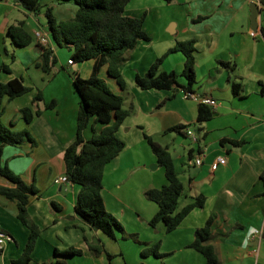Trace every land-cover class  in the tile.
Returning <instances> with one entry per match:
<instances>
[{"label": "crops", "instance_id": "0c3cea01", "mask_svg": "<svg viewBox=\"0 0 264 264\" xmlns=\"http://www.w3.org/2000/svg\"><path fill=\"white\" fill-rule=\"evenodd\" d=\"M46 2L57 20L75 15L76 5L72 2ZM252 3L261 10L259 0H131L126 6V15L144 16L143 27L150 40L139 41L120 66L124 88L108 75L106 64L98 73L114 93L123 97V107L132 110L117 130L125 146L105 165L102 177L104 207L123 227L122 231L113 229L111 237L92 228L74 211L77 184L54 182L64 174L63 152L76 137L80 98L71 77L76 73L88 78L94 59L68 64L70 51L56 46L49 34L56 63L49 72L42 71L37 65L42 49L34 32L49 33L43 9L37 14L28 13L14 0H0V65L9 68H0V82L20 78L30 88L13 99L4 98L1 117L4 125L14 131L28 130L35 139L34 144L5 145L2 151L3 163L35 190L27 211L40 233L28 264H51L54 256L67 264H150L141 256L145 245L164 240L170 242V252L192 249L188 245L195 229L212 214L211 242L218 264H264V38L260 31L264 15L257 17L258 26L253 30ZM152 12L153 20L147 19ZM197 16L203 18L193 22ZM20 20L33 40L16 47L8 27ZM146 23L153 26L150 33ZM190 39L195 40L196 82L191 92L196 98L183 97L184 57L178 51L169 53L160 65V70L178 74L172 89L142 90L135 85L136 74L144 75L176 41ZM220 61L234 68L224 67ZM126 70L130 75L125 78ZM231 78L243 86L239 95L231 91ZM38 91L41 99L33 101ZM201 96L214 98L217 105L209 106L213 114L197 131L193 124ZM51 101L53 107L48 106ZM24 106L38 111L29 124L20 113ZM179 124L194 128L197 141L193 142L185 129L168 131ZM88 126L82 131L84 139L103 127L94 121L91 129ZM144 135L170 152L184 185L180 197L184 203L180 206L192 196H205L204 206L193 209L171 232H166L161 223L154 227L149 224L157 205L144 193L167 181ZM224 139L239 144L222 142ZM196 155H201L200 165L194 164ZM219 156L225 162L211 169ZM0 185L12 184L0 177ZM254 229L259 230L258 234L245 244L247 232ZM0 230L12 237L0 251V264H11L20 257L29 230L17 219L15 201L1 195ZM131 234L139 237L140 243L125 241ZM71 247L80 249V253L61 255ZM95 248L101 249L96 252ZM195 252H186L181 264H205Z\"/></svg>", "mask_w": 264, "mask_h": 264}, {"label": "trees", "instance_id": "16d2710c", "mask_svg": "<svg viewBox=\"0 0 264 264\" xmlns=\"http://www.w3.org/2000/svg\"><path fill=\"white\" fill-rule=\"evenodd\" d=\"M26 12L37 14L40 11V0H14ZM58 2H72L76 5V12L72 18L57 20L52 14L51 7L44 11L46 24L53 43L70 52L69 59L73 63L94 59L92 74L88 78H82L75 73L72 78L73 86L79 95L80 102L76 116V137L63 152L64 175L68 180L79 186L74 205V211L92 228L99 230L106 235L113 236V227L119 231L123 230L122 225L106 211L102 199V177L104 167L114 159L124 148L125 142L117 135V130L124 119L132 111L131 108L123 107V97L114 93L106 82L98 75L102 65L106 64L108 75L114 78L117 84L124 88L125 80L121 74L120 66L126 60L127 55L141 40L148 41L150 37L144 30V16L131 17L125 14V9L131 0H57ZM264 8V0H259ZM203 17L197 16L193 22L200 21ZM261 35L264 38V27H261ZM8 35L16 47H23L29 44L33 37L24 28V21L20 20L8 27ZM42 52L37 65L44 72H49L56 63L55 55L50 46L40 45ZM181 52L184 57V64L181 75L186 79L184 91L191 92L192 85L196 82L194 69L195 40L176 41L167 52L157 57L148 67L144 75L136 74L135 85L142 89H172L177 85L178 74L174 71L160 70L163 59L172 52ZM224 67H230L227 62L220 61ZM0 68L9 71V68L1 64ZM231 91L233 95H239L242 91V84L231 78ZM30 88L23 84L20 78H13L7 82H0V177L6 179L11 186L0 185V195L15 201L17 206V219L25 225L28 230V237L19 258L12 260L11 264H28L31 253L39 236V227L29 218L27 206L29 197L34 189L11 171L2 161V151L5 145L17 146L24 142L35 143L28 130L14 131L7 128L1 121L4 111L3 99H13L29 91ZM264 93V87L261 90ZM41 99L38 91L33 101ZM54 101L48 106L53 107ZM22 118L29 124L38 113L30 106L20 109ZM213 111L208 105L199 103L196 120L193 126L197 131L201 130L202 124L211 118ZM93 117L94 122L100 123L103 127L93 131L89 139H84L83 129ZM189 125H175L168 131L182 132ZM156 162L164 169L166 184L159 188L147 189L145 197L157 205V210L149 224L154 227L157 223L164 226L166 232H171L182 222V220L196 208H202L205 196L198 194L192 197L191 201L178 207L179 199L183 194L184 185L180 180L175 168L174 160L166 147L160 145L151 136L144 135ZM197 141V136H196ZM233 145L237 141L227 139ZM214 215H210L204 224L194 231V238L188 247L200 253L205 264H218V257L212 244V226ZM135 236V234H131ZM160 243L145 245L141 250V256L153 255L161 257L159 252ZM101 248H95L98 252ZM80 253V249L68 248L61 253L63 256ZM55 254H58L57 252ZM111 257V255H108ZM51 264H67L65 260H59L56 256Z\"/></svg>", "mask_w": 264, "mask_h": 264}, {"label": "built area", "instance_id": "2783aa9c", "mask_svg": "<svg viewBox=\"0 0 264 264\" xmlns=\"http://www.w3.org/2000/svg\"><path fill=\"white\" fill-rule=\"evenodd\" d=\"M261 7V5H260ZM264 15V9L261 7V12L259 14V16ZM34 38L36 39V41L38 42V44L47 47L49 46V33L48 32H44L41 30H37L34 32ZM68 64H73L72 60L69 59ZM183 97L184 98H196L195 95L193 94V92H188V91H184L183 92ZM199 103L208 105L210 107H215L217 105V101L214 98L211 97H205V96H201L198 98ZM185 134L193 141L196 142V134L195 131L191 128V127H186L185 128ZM225 162L224 157H217L215 162L211 165V169H216V167L218 166V164H223ZM194 164L196 165H200L201 164V155H196V157L194 158ZM68 178L66 175H62L59 177H56L54 179V182L59 183V182H68ZM259 230L254 229V230H249L245 236L244 239V243L248 244L249 240L251 239V236L253 234H258ZM12 240V237L0 230V251L4 248V246L6 245V243L10 242Z\"/></svg>", "mask_w": 264, "mask_h": 264}, {"label": "rangeland", "instance_id": "374dc122", "mask_svg": "<svg viewBox=\"0 0 264 264\" xmlns=\"http://www.w3.org/2000/svg\"><path fill=\"white\" fill-rule=\"evenodd\" d=\"M47 0H40V4H41V7L43 9V11H45V9L47 8L45 6V4L47 3L46 2ZM72 4V3H71ZM171 9V6H169V11ZM154 18V14L152 12L151 16H147V19L149 20H153ZM147 31L150 33V31L153 29V26L152 24L149 25L148 23H146L145 25ZM130 75V71L129 70H126V73H125V78L126 77H129ZM128 109V108H126ZM132 112V111H131ZM130 112V114H131ZM129 114V115H130ZM94 121L93 117L90 119L89 123H88V128L91 129V123ZM97 123V122H96ZM101 125V124H100ZM7 128H9V126L5 125ZM191 127V126H190ZM192 128V127H191ZM11 129V128H9ZM194 129V128H193ZM161 140V138H158ZM176 164H179V162H176ZM155 165V164H154ZM150 167V166H149ZM194 197V196H192ZM192 197L190 198V201L192 199ZM189 201V200H188ZM184 203L182 201V199L179 200V204H178V207L180 208V204ZM113 229H116L115 227H113ZM148 234V232H146ZM146 235V234H145ZM129 238L125 241L127 242H130V243H140L139 241H137V239H140L139 237L137 238L136 236H128ZM160 243V242H159ZM160 252L162 253V256L161 257H156V256H153V255H149V256H146L144 257V259L146 260H149V263L150 264H181V257L185 256L186 252H193L192 249H185V248H182L180 250H175L174 252H170V250L168 249V247L171 245L170 242H164V240H162V243H160ZM195 254H197L198 256H200L202 259L203 257L201 255H199L198 253L195 252ZM195 263V262H194Z\"/></svg>", "mask_w": 264, "mask_h": 264}, {"label": "water", "instance_id": "95a60500", "mask_svg": "<svg viewBox=\"0 0 264 264\" xmlns=\"http://www.w3.org/2000/svg\"><path fill=\"white\" fill-rule=\"evenodd\" d=\"M250 6H251V15H250L251 27L253 30H256L258 26L257 17L259 16L261 10L256 3H252ZM101 248L104 249V246L102 245Z\"/></svg>", "mask_w": 264, "mask_h": 264}]
</instances>
